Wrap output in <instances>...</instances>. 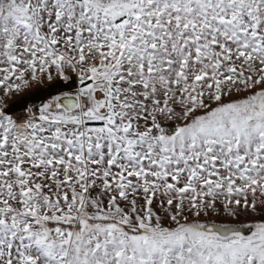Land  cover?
<instances>
[{
	"label": "snow or ice",
	"instance_id": "snow-or-ice-1",
	"mask_svg": "<svg viewBox=\"0 0 264 264\" xmlns=\"http://www.w3.org/2000/svg\"><path fill=\"white\" fill-rule=\"evenodd\" d=\"M0 264H264V0H0Z\"/></svg>",
	"mask_w": 264,
	"mask_h": 264
}]
</instances>
